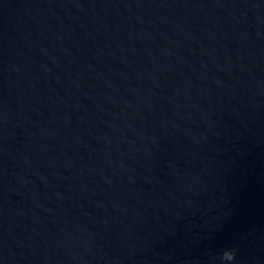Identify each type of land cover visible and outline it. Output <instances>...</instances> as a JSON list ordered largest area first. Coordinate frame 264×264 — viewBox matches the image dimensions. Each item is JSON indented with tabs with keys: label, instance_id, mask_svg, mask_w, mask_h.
<instances>
[{
	"label": "water",
	"instance_id": "95a60500",
	"mask_svg": "<svg viewBox=\"0 0 264 264\" xmlns=\"http://www.w3.org/2000/svg\"><path fill=\"white\" fill-rule=\"evenodd\" d=\"M264 264V0H0V264Z\"/></svg>",
	"mask_w": 264,
	"mask_h": 264
},
{
	"label": "clouds",
	"instance_id": "9594fccd",
	"mask_svg": "<svg viewBox=\"0 0 264 264\" xmlns=\"http://www.w3.org/2000/svg\"><path fill=\"white\" fill-rule=\"evenodd\" d=\"M235 258V250H225L223 251L220 261L221 264H232V261H234Z\"/></svg>",
	"mask_w": 264,
	"mask_h": 264
}]
</instances>
